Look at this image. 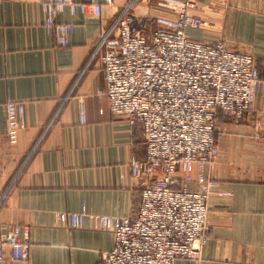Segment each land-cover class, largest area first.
<instances>
[{
  "label": "crops",
  "instance_id": "1",
  "mask_svg": "<svg viewBox=\"0 0 264 264\" xmlns=\"http://www.w3.org/2000/svg\"><path fill=\"white\" fill-rule=\"evenodd\" d=\"M75 1L98 2L102 11L59 13V21L74 25L65 47L44 30L41 0H0V235L18 223L28 227L31 241L26 260L8 259L5 248L0 264H96L113 245L112 231L58 224L53 211L83 204L113 216L138 210L142 182L128 176V166L132 154H144L143 133L126 115L108 111L99 52L92 55L131 0ZM165 1L182 0L133 1L130 10L143 32L149 34L155 15L175 13L160 4ZM188 11L206 19L203 27L186 29L190 36L250 53L264 76V0H195ZM9 97L25 103L13 144L6 138ZM245 122L253 137L264 139V91L243 120L217 113L219 151L210 175L219 185L208 199L209 236L198 259L176 258L174 264H264V145L244 142Z\"/></svg>",
  "mask_w": 264,
  "mask_h": 264
},
{
  "label": "built area",
  "instance_id": "2",
  "mask_svg": "<svg viewBox=\"0 0 264 264\" xmlns=\"http://www.w3.org/2000/svg\"><path fill=\"white\" fill-rule=\"evenodd\" d=\"M133 1L102 32L92 55L99 52L108 111L126 115L143 133L144 154H132L128 166V176L142 182L137 213L113 216L91 212L83 204L79 210H55L53 217L71 228L88 224L112 231L113 245L100 253L96 264H174L176 258L198 259L209 236L208 199L219 185L210 175L219 151L217 113L243 120L253 111L256 93L264 91V76L250 53L186 32L206 25L204 17L188 11L195 0L160 2L176 11L155 15L148 38L130 10ZM40 6L44 30L65 47L74 25L59 21V13L79 10L99 16L102 11L98 2L75 0H41ZM24 104L13 97L5 102L6 138L11 144L23 124ZM80 120L85 121L81 102ZM252 129L251 123H244V142L264 145ZM179 181L196 187H179ZM30 245L28 227L13 223L0 235V259L8 248V259L24 261Z\"/></svg>",
  "mask_w": 264,
  "mask_h": 264
},
{
  "label": "trees",
  "instance_id": "3",
  "mask_svg": "<svg viewBox=\"0 0 264 264\" xmlns=\"http://www.w3.org/2000/svg\"><path fill=\"white\" fill-rule=\"evenodd\" d=\"M190 183H193V182H187V183H185V182L179 181L178 186H179V187H182L183 185L186 184L187 188L191 189V187H190Z\"/></svg>",
  "mask_w": 264,
  "mask_h": 264
},
{
  "label": "rangeland",
  "instance_id": "4",
  "mask_svg": "<svg viewBox=\"0 0 264 264\" xmlns=\"http://www.w3.org/2000/svg\"><path fill=\"white\" fill-rule=\"evenodd\" d=\"M144 35L148 38L149 34L147 32H144Z\"/></svg>",
  "mask_w": 264,
  "mask_h": 264
}]
</instances>
